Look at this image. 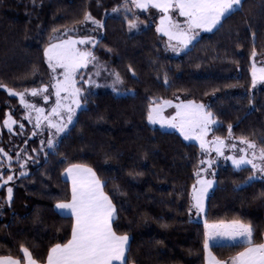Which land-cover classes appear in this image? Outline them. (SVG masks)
I'll return each mask as SVG.
<instances>
[{
    "label": "trees",
    "instance_id": "16d2710c",
    "mask_svg": "<svg viewBox=\"0 0 264 264\" xmlns=\"http://www.w3.org/2000/svg\"><path fill=\"white\" fill-rule=\"evenodd\" d=\"M124 4L0 0V84L16 91L50 84L44 55L49 37L83 25L86 12L104 23L102 37L88 47L108 68L100 76L92 64L81 70L80 75L87 79L91 73L99 86L83 84L84 95H92L54 151L43 150L20 98L0 88V148L13 157L9 167L0 153V256L25 264L22 247H27L44 264L51 246L71 238L73 218L56 211L58 201L71 199V185L63 178L69 164L87 165L104 182L116 206L113 227L127 233L126 256L134 264H206L205 220L251 224L253 241L264 242V179L248 182L253 175L248 166H219L202 220L194 209L188 211L200 147L147 119L150 104L180 96L211 110L216 118L213 137L245 136L264 144V88L252 90L251 56L255 49L257 57H264V0H243L222 27L178 58L165 51V38L155 25L130 34L127 20L110 14ZM111 71L123 77L119 93L111 87ZM9 115L16 121L13 131L5 127ZM9 174L13 180L5 183ZM8 187L13 190L10 201ZM239 244H211L210 250L227 260L243 250Z\"/></svg>",
    "mask_w": 264,
    "mask_h": 264
},
{
    "label": "snow or ice",
    "instance_id": "6c2138e0",
    "mask_svg": "<svg viewBox=\"0 0 264 264\" xmlns=\"http://www.w3.org/2000/svg\"><path fill=\"white\" fill-rule=\"evenodd\" d=\"M132 4L138 9L154 7L161 11L162 15L157 31L168 37L169 45L175 52L187 49L195 39L197 30L211 31L217 26L222 27V20L227 19L243 6L241 0H132ZM123 8L126 13L130 12L127 0H125ZM173 9L177 11L178 16L184 17L182 21L173 18L171 11ZM113 11H118V9H113ZM125 19L129 29L138 27V17L129 19L126 15ZM82 22L85 25L90 22L95 26L90 31L104 27L103 21L97 19L90 12L84 14ZM52 31L55 33L57 30L53 28ZM67 31L78 33L80 30L72 28ZM172 41L176 43L173 44ZM96 44V37L89 31H86L84 35L66 36V38L52 35L44 48V55L47 57L49 67L53 70L51 85L42 84L41 88L16 91L13 88H8L5 84H0V88H7L9 93L20 98V103L27 110L26 115L30 121L33 119L32 113H35V128L41 129L42 132H50L46 140H41L42 147L46 146L54 151L59 143L56 137L65 132L68 125L73 122L76 111L87 103L92 93L89 91L87 95H84L83 84L99 86L97 81L92 78L91 73L87 79L80 75L82 83H78L77 77L80 71L87 70L89 64H92L96 76H100L101 72H108L107 66L100 64L88 47L89 45L94 47ZM256 55L257 53L253 49L251 56L255 58ZM57 68L62 69L60 73L62 79L56 74ZM109 76L112 77L113 91L119 93L121 90L119 86L124 84L123 77L117 71L109 72ZM257 80L264 82V67L257 69L253 60V86ZM49 87L54 90L55 101L50 111L45 114V108L29 102L25 99V93L30 92L33 97L42 95L43 100L48 101L53 94L49 92ZM172 105L173 101L171 100H164L162 104H150L147 113L148 121L152 124L160 123L177 128L185 139L194 136L206 153L214 148L218 156L230 159L238 170H243L242 166L250 165L253 175L248 178V182L255 178L257 172L264 174V144L258 145L256 141L245 136L235 137L234 139L242 145L239 148V154L226 156L224 151L226 148L235 153L238 145L237 143H226L225 139L220 136H214L211 141L206 140L208 133L212 131L210 126L216 121L209 108L194 100L180 101L174 105L175 112L173 114L163 115V108ZM42 121L46 122V126L42 127ZM4 123L11 130L16 121L9 115ZM20 127L23 128V125L21 124ZM229 134L231 136V126H229ZM0 153L7 158L9 167H11L13 157L3 148H0ZM48 154L46 152L45 156ZM19 160L20 157L17 156V161L19 162ZM26 163L27 161H24L19 166L23 168ZM200 164L206 166L197 169V182L192 186L190 207L188 208L189 212L194 209L197 215L205 211L208 190L217 182L211 156L202 159ZM2 166L3 164L0 163V167ZM64 171L71 178V199L58 201L56 207L69 210L75 218V223L72 227L71 238L64 243H56L51 246L44 264H134L126 256V253L130 251L127 233L119 234L113 227V222L117 218L116 206L104 191V182L87 165L69 164ZM201 173L206 175L201 176ZM23 174L21 172V175ZM11 180H13V175L9 174L5 183ZM12 191L11 187L7 188L9 201ZM204 224L206 229L204 249L207 251V264H264V242L255 243L253 241L254 229L251 224H245L239 220L218 221L211 224L205 220ZM219 237H227L233 241L241 238L242 243L239 246L243 250L238 251L227 260L217 258L210 250V242H214ZM22 251L25 264H40V261L33 257L27 247H22ZM0 264H22V261L10 256H0Z\"/></svg>",
    "mask_w": 264,
    "mask_h": 264
},
{
    "label": "rangeland",
    "instance_id": "374dc122",
    "mask_svg": "<svg viewBox=\"0 0 264 264\" xmlns=\"http://www.w3.org/2000/svg\"><path fill=\"white\" fill-rule=\"evenodd\" d=\"M242 1L243 0H241V2ZM128 7L130 8V12H128V13H126L125 10H124V8L122 7L121 9H118V11H112L110 14L112 16H114V17H124L125 18L126 15L128 16V18L129 17H131V18L138 17V20H137L138 27L137 28H133V29H129V27H128V31H129L130 34L137 33L141 29L147 28L150 25H155L156 26V29H157V27L160 24V16L162 15V13H161V11L159 9H156L154 7H150L148 9H138V8H135L134 7V5L132 4V0H131V3L128 4ZM171 11H172V15H173V18L174 19H179L181 21L184 19V17L178 16V13H177V11L175 9H173ZM75 28L79 29L80 31L78 33L77 32H72V31H67L66 32L67 29H65V30H62V31H59V32L55 33L54 35L55 36H60V37L66 38V36L84 35L86 31H89L91 35H93V36L96 37L97 41L102 37V33H101L102 32V29L101 28H96L95 31H90L92 28H95V26L92 25L90 22H88L87 25L83 24V25H81L79 27H75ZM216 28H213L211 31H208V30H197V35H196L195 39L193 40V42L190 45H188V48L187 49H183V50H181L179 52H175V51L172 50V47L169 45V41H168V37L167 36H165L161 32H158V31L157 32L159 33V35H161V36H163L165 38V44H164L165 51L170 56L175 57V58H178L181 55H183L190 48V46L192 44H194L197 40H199L202 36H204L206 34L212 33ZM70 29H72V28H70ZM65 33H66V36H65ZM100 33H101V35H100ZM171 43L174 44L176 42L175 41H172ZM253 60L255 61V67L257 69H259L261 67H264V57H257V55H256V57L253 58ZM253 60H252V64H253ZM61 72H62V69H60V68H57L56 69L57 76L62 79V76L60 75ZM51 73L53 75V70L52 69H51ZM77 79H78V83H79L80 80H79L78 77H77ZM52 83H53V80H51V83L49 85H51ZM86 85H89V84H86ZM96 87H98V86H95V88ZM262 88H264V82H261V81L257 80V83L255 84V86H253V89L252 90L253 91L254 90H260ZM49 92L50 93H53V94L51 95V97H50V99L48 101H44L43 98H42V95H37V96L33 97L30 92H26L25 93V99H27L29 102H32V103L37 104V106H39V107H44L45 108V114H47L50 111V109L53 106L54 101H55L54 90L51 87H49ZM180 101H183V100L179 96L175 100H173V105L172 106L164 107L163 108V115L170 116L171 114H173L175 112L174 105L176 103H179ZM158 104H162V102L161 103H158ZM22 106H23V109H25L23 104H22ZM80 109H82V106H81ZM80 109H78L76 111V114L73 117V122L68 125V128L65 130V132L69 129V127L71 125L74 124L75 119H76V115H77V113H78V111ZM26 113H27V110H26ZM32 116H33V119L31 121L27 118V116H26V119L34 126V123H35V119H34L35 118V113H32ZM43 123H42V127L46 126V122H43ZM150 124L153 125V126H157V127L161 128L162 130H165V131L176 132V133L180 134L185 139L184 135L177 128H173V127H170V126H167V125H161L160 123H156V124L150 123ZM215 125H216V123H214L213 125L210 126L212 128V130L215 127ZM15 126H16V123L12 125V128L10 130L8 128V126L5 124L6 129L9 130V131H13V128ZM35 129L37 131H39V133H37V135L41 138V140H46L48 138V136L50 134L49 131H43L42 132L41 129H39V128H35ZM65 132L60 133L56 137V139H57L58 142H60V140L63 137V135L65 134ZM212 139H213L212 131H210L208 133L207 137H206V140L211 141ZM185 140L187 142L197 144L200 147V142L194 136L192 138H190V139H185ZM225 141H226V143H237V145H238L237 150H235V153L233 152V150L226 148L224 150L226 156H230L232 154H239V148L242 147V145H240V142L238 140H235L233 137H229V138H226ZM42 148H43L44 151H52L51 149H49L46 146L45 147H42ZM200 150H201V160L202 159H206L207 156H211V158L213 159L212 168L215 169V173H217V169H218L219 166H227V165H230V166H233L234 168H236V166L232 164V162H231L230 159H225L224 156H218L216 154L214 148H212L209 153H206L205 150L202 149L201 147H200ZM205 166L206 165H201L200 164L199 168L200 167H205ZM247 166L248 167H251L250 165H246V166H242V168L247 167ZM209 171H211V169H209ZM205 175H206L205 173H201V176H205ZM195 177H196V174H195ZM261 179H264V174H261V173L257 172L255 174V178L252 179V180H261ZM196 182H197V177H196ZM196 182H195V184H196ZM215 184L216 183H214L213 184V187L208 190L207 198L205 199V211H206V202H207V199H208L209 195L211 194L212 190L215 188ZM205 211L203 213H200L199 214V217L202 220H204V218H205Z\"/></svg>",
    "mask_w": 264,
    "mask_h": 264
},
{
    "label": "crops",
    "instance_id": "0c3cea01",
    "mask_svg": "<svg viewBox=\"0 0 264 264\" xmlns=\"http://www.w3.org/2000/svg\"><path fill=\"white\" fill-rule=\"evenodd\" d=\"M44 121H42L43 123ZM44 124V123H43ZM63 178L65 180H67L70 185L72 186V182H71V178L68 177V175L66 173L63 174ZM56 211L60 214V215H63V216H70L73 218L74 220V223H75V218L71 215L70 211L69 210H66V209H59L56 207ZM117 216V214H116ZM232 243H242V240L241 238H237L236 241H233L227 237H219V238H216L214 242H210V245L213 244V245H223V244H232ZM128 244H129V241H128ZM127 254V253H126ZM213 254V253H212ZM214 255V254H213ZM215 256V255H214ZM205 258H206V264H207V251H206V254H205ZM23 264V263H22Z\"/></svg>",
    "mask_w": 264,
    "mask_h": 264
}]
</instances>
